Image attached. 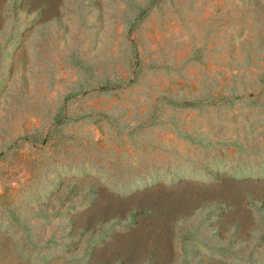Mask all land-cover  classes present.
Listing matches in <instances>:
<instances>
[{
	"label": "rangeland",
	"instance_id": "1",
	"mask_svg": "<svg viewBox=\"0 0 264 264\" xmlns=\"http://www.w3.org/2000/svg\"><path fill=\"white\" fill-rule=\"evenodd\" d=\"M133 239L264 264V0H0V264Z\"/></svg>",
	"mask_w": 264,
	"mask_h": 264
},
{
	"label": "trees",
	"instance_id": "2",
	"mask_svg": "<svg viewBox=\"0 0 264 264\" xmlns=\"http://www.w3.org/2000/svg\"><path fill=\"white\" fill-rule=\"evenodd\" d=\"M28 2L29 1H27V3H24V4L26 5V4H28ZM136 205H137V208L131 209V210H129V212L140 214L141 217L156 216L159 212L158 210H156L153 207H149L146 205L142 206V204H139V203H137ZM231 208H233V207H231ZM132 226H133V228H132ZM132 226H131V228H132L131 231H135V230L140 231L141 228L143 227V223L141 222L140 219H136L134 221V225H132ZM132 237L135 238L137 236L133 235ZM130 247H131V249L134 250V252H132V258H131L132 264H142L149 259H153V257H154L152 251H147V250L143 249L141 243L136 239H133L131 241Z\"/></svg>",
	"mask_w": 264,
	"mask_h": 264
}]
</instances>
